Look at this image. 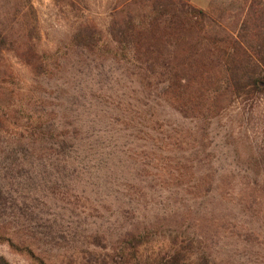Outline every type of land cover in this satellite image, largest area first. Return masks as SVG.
<instances>
[{
	"label": "trees",
	"instance_id": "16d2710c",
	"mask_svg": "<svg viewBox=\"0 0 264 264\" xmlns=\"http://www.w3.org/2000/svg\"><path fill=\"white\" fill-rule=\"evenodd\" d=\"M112 1L104 31L55 0L76 23L52 99L9 63L54 73L32 0H0V244L32 264H264V136L213 126L264 104V7L242 0L235 36L191 0Z\"/></svg>",
	"mask_w": 264,
	"mask_h": 264
},
{
	"label": "rangeland",
	"instance_id": "374dc122",
	"mask_svg": "<svg viewBox=\"0 0 264 264\" xmlns=\"http://www.w3.org/2000/svg\"><path fill=\"white\" fill-rule=\"evenodd\" d=\"M74 1L82 8V14L85 18L95 20L106 31L110 20L112 0ZM257 1L260 2V7L263 8L264 0ZM191 2L196 7L214 16L225 30L231 31L235 36L245 33V28L247 27L248 33L253 32L254 13L250 3L242 0H191ZM32 5L36 11L37 23L41 34L40 51L50 60L54 73L50 77L37 78L28 67L19 63L12 55L9 57V63L17 73L16 83L22 93H25V95L35 94L50 97V85L52 83L57 84V77H61L64 72L65 78L62 77V80H69V74L74 71L69 61L71 54L69 43L76 19L72 15L65 13L66 11L63 10V7L55 0H32ZM111 48L115 49L113 44ZM57 62L60 64L58 69ZM73 83L79 85L78 82ZM50 98L53 99V97ZM251 101H240L229 112L215 121L213 126L216 128V132L220 133L219 137L222 144L225 135L229 131L234 132L235 138L240 136V134L245 136L244 132L247 131L251 136L250 141L254 140L255 145L261 144L264 136V129L261 128V121L264 118V104L253 106ZM185 126L189 127L190 124L187 123ZM241 149L245 154H248L246 146ZM235 180L239 181V178L236 177ZM0 256H5L11 264H32L26 257L13 252L5 244H0ZM220 256L223 257L224 255Z\"/></svg>",
	"mask_w": 264,
	"mask_h": 264
}]
</instances>
